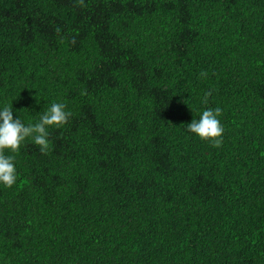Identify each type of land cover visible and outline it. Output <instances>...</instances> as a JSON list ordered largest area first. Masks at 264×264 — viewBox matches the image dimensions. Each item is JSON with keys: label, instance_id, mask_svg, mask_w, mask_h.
Segmentation results:
<instances>
[{"label": "trees", "instance_id": "16d2710c", "mask_svg": "<svg viewBox=\"0 0 264 264\" xmlns=\"http://www.w3.org/2000/svg\"><path fill=\"white\" fill-rule=\"evenodd\" d=\"M0 264H264V0H0Z\"/></svg>", "mask_w": 264, "mask_h": 264}]
</instances>
